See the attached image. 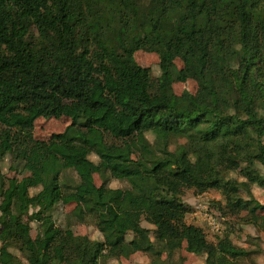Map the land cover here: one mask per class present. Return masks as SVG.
Instances as JSON below:
<instances>
[{
  "label": "trees",
  "instance_id": "1",
  "mask_svg": "<svg viewBox=\"0 0 264 264\" xmlns=\"http://www.w3.org/2000/svg\"><path fill=\"white\" fill-rule=\"evenodd\" d=\"M140 50L159 56V76ZM189 80L196 91L177 94ZM40 117L71 124L43 140ZM176 137L187 142L172 148ZM8 156L31 174L7 177ZM237 164L243 180L229 177ZM252 185L264 187V0H0V264H109L139 251L177 264L184 244L205 264H235L251 251L228 234L211 241L182 197L219 190L225 214L247 211L264 231ZM59 203L103 240L67 233Z\"/></svg>",
  "mask_w": 264,
  "mask_h": 264
},
{
  "label": "rangeland",
  "instance_id": "2",
  "mask_svg": "<svg viewBox=\"0 0 264 264\" xmlns=\"http://www.w3.org/2000/svg\"><path fill=\"white\" fill-rule=\"evenodd\" d=\"M135 58L140 65L150 69L155 76L161 74L160 58L156 53L140 50L135 53ZM177 63L180 67L182 66L181 60H177ZM196 89L197 84L193 80L174 84V90L177 94H181L185 90L195 92ZM70 124L71 119L69 117H40L35 122L34 133L37 138L45 140L56 133L63 132ZM148 138L152 142L155 141V137L151 133L148 134ZM186 142V138L176 137L172 139L171 146L175 148V146L185 144ZM90 158L95 162L99 160L95 154H92ZM1 166L4 174L9 178L22 179L29 176L32 172L31 167L14 163L11 156L6 157ZM240 168L241 165L237 164L235 166L236 171L231 172L229 177L243 180L238 174ZM69 176L77 179L76 174L72 172H70ZM95 181L97 185L102 184V179L98 174L95 175ZM109 185L115 188L129 187L127 181L113 178L109 180ZM251 191L253 197L264 204V187L252 185ZM31 192L35 194L38 192V189H32ZM240 195L246 199L249 197L244 190L240 191ZM182 199L189 208L186 217L187 222L201 226L211 241H217L218 238L228 234L234 244L251 251L248 257L239 259L235 264H264V231L244 221L243 218L247 215V211H242L239 216L225 214L224 212H227L225 209L226 198L221 191L215 189L204 193H197L193 189L186 190ZM75 206L74 203H59L54 209L56 223L64 227L70 235H88L91 239L103 240L102 233L93 223H80L71 215ZM142 224L151 230L155 228L147 220H143ZM36 234L37 227L33 223V237H36ZM152 239H154L153 234ZM13 251L19 257L23 258L20 251L17 249H13ZM174 260L177 264H205V256L188 252L186 250V244L175 252ZM109 264H151V257L139 251L131 253L128 256H122L119 259H111L109 260Z\"/></svg>",
  "mask_w": 264,
  "mask_h": 264
}]
</instances>
